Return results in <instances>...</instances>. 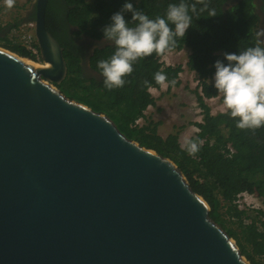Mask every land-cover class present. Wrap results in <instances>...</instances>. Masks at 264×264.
<instances>
[{"label":"water","instance_id":"95a60500","mask_svg":"<svg viewBox=\"0 0 264 264\" xmlns=\"http://www.w3.org/2000/svg\"><path fill=\"white\" fill-rule=\"evenodd\" d=\"M48 1L49 69L0 47V264H250L172 160L58 89Z\"/></svg>","mask_w":264,"mask_h":264},{"label":"trees","instance_id":"16d2710c","mask_svg":"<svg viewBox=\"0 0 264 264\" xmlns=\"http://www.w3.org/2000/svg\"><path fill=\"white\" fill-rule=\"evenodd\" d=\"M149 16L164 17L169 4L180 0H127ZM189 5L192 24L185 37L177 39V46L171 53L186 54V71L194 73L197 86L192 93L202 112L201 122L195 123L197 133L191 139L200 145L195 155H189L179 143V130L162 137L159 134L160 121L148 118L145 114L149 107L156 104L150 90H160L154 80L157 71L167 75V90L177 88L182 65L166 66L163 55L155 53L138 60L134 71L125 77L122 88L108 90L103 85L101 70L97 62L108 59L115 46L104 40L102 29L111 23V16L120 11L125 0H49L45 11V26L63 49L67 64V77L58 89L69 99L79 102L92 97L96 101L93 111L104 114L102 108L114 111L119 119L116 127L128 139L155 151L172 160L184 174L192 190L210 207V217L228 236L236 240L250 264H264V210L240 209L237 197L243 193L259 196L264 202V127L255 131L241 130L236 127L237 119L226 112L211 114L206 100L221 97L214 87V63L224 60V53H239L257 42L264 47L260 26L264 21V0H206L209 9L214 8L217 15L209 17L207 10L201 12L202 4L197 0H184ZM196 11H191V6ZM25 22H34V4ZM129 20L131 13H124ZM18 23L3 26L0 24V47L31 61H37L22 45L10 40L11 31ZM171 26V25H170ZM84 39L100 42L99 48L88 58L82 54L79 43ZM183 51V52H181ZM40 60V59H39ZM41 62V60H40ZM87 65L91 73H87ZM93 73V74H92ZM147 81V84L145 83ZM73 90L75 94L68 91ZM64 91H67L66 94ZM222 100V97H221ZM143 121L142 124H139ZM225 211L231 213L235 222L225 218ZM233 225L236 227L233 228Z\"/></svg>","mask_w":264,"mask_h":264},{"label":"clouds","instance_id":"9594fccd","mask_svg":"<svg viewBox=\"0 0 264 264\" xmlns=\"http://www.w3.org/2000/svg\"><path fill=\"white\" fill-rule=\"evenodd\" d=\"M197 2L203 5L201 12L207 10L209 17L217 15L214 8L209 9L206 0ZM4 3L10 9L15 0H4ZM191 11H196L195 5L191 6ZM125 12L131 13V26L129 20L125 19ZM191 24L189 5L184 0L169 4L166 15L155 18H149L125 0L122 9L111 16V23L102 29L104 40L111 41L115 46L108 59L97 62L104 87L108 90L122 88L126 83L125 77L134 71L135 62L154 53L163 55L171 52L177 46V39L183 40ZM260 34H264V29L260 30ZM223 55L227 63L220 60L214 63L213 79L226 114L237 119L236 127L241 130L255 131L264 127V47L258 41L256 46L248 47L238 54ZM40 60L33 63H42ZM154 80L160 85L174 83L169 82L167 75L160 71L154 74ZM185 148L189 155H195L200 145L192 139H186Z\"/></svg>","mask_w":264,"mask_h":264},{"label":"rangeland","instance_id":"374dc122","mask_svg":"<svg viewBox=\"0 0 264 264\" xmlns=\"http://www.w3.org/2000/svg\"><path fill=\"white\" fill-rule=\"evenodd\" d=\"M33 4L34 0H15L14 6L9 9L5 6L4 0H0V24L8 26L21 22L17 29L11 31L9 36L10 40L14 39L16 42L21 43V38L27 31L25 25L30 23L23 21V19L26 18L27 12L31 10ZM186 54L168 52L164 55L162 61L166 66H175L179 64L183 66L184 72L180 75L181 84L177 88L171 90H167V85H162L160 90L151 89L150 93L156 98V104L153 107H149L145 112L148 118L162 123L159 127V134L162 137H166L168 134L173 133L174 130L182 128L179 134V143L182 148L185 147V140L191 139L197 133L198 130L194 124L202 120V112L197 106L195 96L192 93V90L197 86L196 76L194 73H188L186 71ZM30 62L33 63V61ZM36 65L39 66L43 64L36 62ZM64 92L66 94L68 92L75 94L73 90ZM77 95L82 94H75V96ZM82 103L93 108H96L97 105V102L94 101L92 97H87V100H83ZM206 103L210 107L212 115L225 112L221 97L206 100ZM102 109L105 111L106 115L112 117L109 119L113 121L115 125L119 126V119L115 116L114 111L105 107ZM142 123L143 121L139 122V124ZM240 201V206L243 209L264 210V202H262L256 194L243 192ZM225 218L230 221L231 224L235 222V219L232 218L231 213L228 211H225ZM235 227L236 226L233 225V228ZM232 241L236 243V240L232 239Z\"/></svg>","mask_w":264,"mask_h":264},{"label":"built area","instance_id":"2783aa9c","mask_svg":"<svg viewBox=\"0 0 264 264\" xmlns=\"http://www.w3.org/2000/svg\"><path fill=\"white\" fill-rule=\"evenodd\" d=\"M27 31L23 34L22 38H21V44L22 46H24V48L33 56L36 58V60H39V51H38V47H37V43H36V39H35V35H34V23L30 22L27 25H25ZM241 193L238 197H237V204L239 206L240 209L241 208V201L240 198L242 197ZM245 209V208H244ZM247 209V208H246Z\"/></svg>","mask_w":264,"mask_h":264},{"label":"flooded vegetation","instance_id":"af4514ba","mask_svg":"<svg viewBox=\"0 0 264 264\" xmlns=\"http://www.w3.org/2000/svg\"><path fill=\"white\" fill-rule=\"evenodd\" d=\"M28 13L29 12H27V15H28ZM259 28H260V30L264 29V24L262 23ZM260 35L264 39V34H260ZM79 45L81 46V48L83 50L82 54L84 55V57L88 58L89 56L92 55V53L94 52V49L99 48L100 42H95V41H92L90 39H84L79 43ZM91 72L92 71L90 70L89 66L87 65V73H91Z\"/></svg>","mask_w":264,"mask_h":264},{"label":"bare ground","instance_id":"6f19581e","mask_svg":"<svg viewBox=\"0 0 264 264\" xmlns=\"http://www.w3.org/2000/svg\"><path fill=\"white\" fill-rule=\"evenodd\" d=\"M31 61V60H30ZM29 60H25V62H27V63H31V64H34V63H32V62H30ZM34 62V61H33ZM34 65H36V64H34ZM36 66H38V65H36ZM40 67H42V68H46V69H49V66L47 65V64H44V65H39Z\"/></svg>","mask_w":264,"mask_h":264}]
</instances>
